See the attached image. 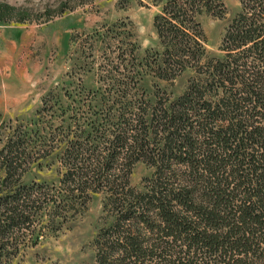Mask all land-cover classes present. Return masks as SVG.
Returning <instances> with one entry per match:
<instances>
[{"label":"trees","instance_id":"obj_1","mask_svg":"<svg viewBox=\"0 0 264 264\" xmlns=\"http://www.w3.org/2000/svg\"><path fill=\"white\" fill-rule=\"evenodd\" d=\"M148 1L162 5L154 17L163 45L159 67L181 70L198 61L203 50L196 17L221 16V3ZM221 50L223 58L207 63V98L189 88L167 108L152 107L149 120L146 104L141 115L133 114L139 94L131 95L117 79L114 93L126 102L119 110L120 100L104 107L103 121L115 127L100 151L106 159L91 148L96 134L106 133L100 112L82 114L84 147L63 152L57 186L13 185L31 150L27 135L9 140L0 152V264H12L10 244L16 246L17 237L40 228L45 204L51 205L52 224L67 211L83 210L90 193L103 190V209L112 220L98 231L89 264H264V0H240ZM124 155L155 167L145 191L129 186V171L110 168ZM173 163L187 169L183 183L171 180Z\"/></svg>","mask_w":264,"mask_h":264},{"label":"rangeland","instance_id":"obj_2","mask_svg":"<svg viewBox=\"0 0 264 264\" xmlns=\"http://www.w3.org/2000/svg\"><path fill=\"white\" fill-rule=\"evenodd\" d=\"M218 1L224 10L221 16L203 13L196 17L203 50L200 59L172 70L159 67L163 45L154 17L161 12V4L148 0H0V152L9 140L24 135L31 150L25 170L19 180H12L13 185L59 184L65 170L63 152L84 147L85 135L80 138L79 134L85 117L100 112L102 122L104 107L107 110L120 100L119 110L126 102L114 93L117 79L131 95L139 94L133 114L141 115L147 105L148 120L152 107L167 108L189 88L207 98V63L223 58L222 37L240 10V0ZM103 96L105 103L100 100ZM137 103H141L138 108ZM82 114L84 119L79 118ZM103 124L106 133L96 134L99 137L91 145L98 155L111 138L107 131L115 128L111 120ZM117 125L124 127L120 118ZM105 159L104 152L99 160ZM1 166L0 159V181ZM110 166L118 173L129 171V186L136 191H145L155 171L150 163L125 155ZM172 166L171 180L183 183L187 169L182 164ZM123 181L117 177V182ZM106 201L104 190L92 192L83 210L67 211L63 220L52 224L51 205L45 204L40 228L21 241L17 237L16 246L10 244L11 263H92L96 235L112 220L103 209Z\"/></svg>","mask_w":264,"mask_h":264}]
</instances>
